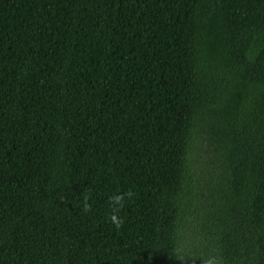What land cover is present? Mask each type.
I'll use <instances>...</instances> for the list:
<instances>
[{"label": "trees", "instance_id": "1", "mask_svg": "<svg viewBox=\"0 0 264 264\" xmlns=\"http://www.w3.org/2000/svg\"><path fill=\"white\" fill-rule=\"evenodd\" d=\"M178 252L264 264V0H0V264Z\"/></svg>", "mask_w": 264, "mask_h": 264}, {"label": "clouds", "instance_id": "2", "mask_svg": "<svg viewBox=\"0 0 264 264\" xmlns=\"http://www.w3.org/2000/svg\"><path fill=\"white\" fill-rule=\"evenodd\" d=\"M135 196V193L132 191L118 193L109 198V206L111 208V215L107 218L109 222L114 226L116 230L122 228L124 224V219L119 215V212L125 206L126 201L131 200ZM89 197H84V203L82 205L83 211L85 213L92 211L93 205L88 202ZM189 258L193 260V264L195 259L198 257H193L188 255L187 253H177L176 258L180 261H184L185 258ZM202 264H220L218 259L215 256H209L205 259H201Z\"/></svg>", "mask_w": 264, "mask_h": 264}]
</instances>
